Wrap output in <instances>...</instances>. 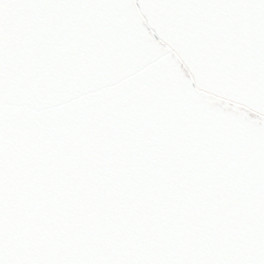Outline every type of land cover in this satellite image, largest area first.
<instances>
[{"label":"snow or ice","instance_id":"6c2138e0","mask_svg":"<svg viewBox=\"0 0 264 264\" xmlns=\"http://www.w3.org/2000/svg\"><path fill=\"white\" fill-rule=\"evenodd\" d=\"M141 8L220 14L197 29L214 66L176 70V26L101 32L54 77L67 102L24 110L60 55L30 40L35 15L116 10L134 34ZM0 32L19 45L12 66L0 47V264H264V0H0Z\"/></svg>","mask_w":264,"mask_h":264},{"label":"water","instance_id":"95a60500","mask_svg":"<svg viewBox=\"0 0 264 264\" xmlns=\"http://www.w3.org/2000/svg\"><path fill=\"white\" fill-rule=\"evenodd\" d=\"M138 15L142 18V23L135 29L134 34L126 28V17L116 10L88 12L68 10L35 15L32 18V23L36 25V28L30 34V40L35 41L41 49L50 46L59 48L60 55L47 69L29 73L26 77L24 88L27 95L24 110L31 115H39L49 110L48 107L50 109L58 108L67 102V96L56 97L52 95L51 88L54 77L68 57L101 32L110 38L112 44L127 42L130 45H137L142 35L154 28L157 22L176 26L181 30L183 36L181 43L169 44L175 58L176 70L178 72H191L197 60L205 61L209 63V66H214L215 59L218 58L219 54L201 39L197 29L201 25H207L218 31L222 25L220 14L174 11L158 13L141 8L138 10ZM0 47L9 49L8 63L10 66L14 65L19 49L16 38L10 33L0 32ZM139 50L145 58L151 55L147 47H141ZM27 61L35 63V55L27 58ZM10 87L12 95L9 97L8 119L11 124L17 112L16 82L12 81ZM205 94L213 95L210 92ZM257 115L264 117V114L258 113ZM31 142V139L27 141L28 144Z\"/></svg>","mask_w":264,"mask_h":264}]
</instances>
